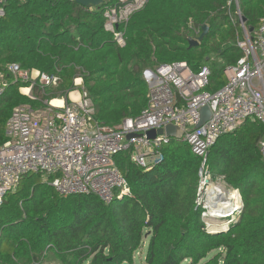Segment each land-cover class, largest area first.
Here are the masks:
<instances>
[{
    "label": "trees",
    "instance_id": "trees-1",
    "mask_svg": "<svg viewBox=\"0 0 264 264\" xmlns=\"http://www.w3.org/2000/svg\"><path fill=\"white\" fill-rule=\"evenodd\" d=\"M103 5L82 7L74 0H7L0 16V144L14 107L41 108L44 99L65 96L80 77L102 124L138 115L147 104L143 72L185 61L193 71L210 68L207 91L225 83L223 69L242 56L237 42L264 18V0H148L114 43L104 27ZM245 18L244 29L239 15ZM192 27H208L197 45ZM245 30V31H244ZM60 78L55 87L34 86L38 98L19 91L9 64ZM262 123L245 120L220 135L205 166L238 189L242 209L227 230L209 234L195 205L202 159L180 139L162 146V159L146 170L129 151L113 156L129 193L108 203L94 194L61 195L52 176H22L0 200V264H133L145 248L143 264H264V162Z\"/></svg>",
    "mask_w": 264,
    "mask_h": 264
},
{
    "label": "built area",
    "instance_id": "built-area-1",
    "mask_svg": "<svg viewBox=\"0 0 264 264\" xmlns=\"http://www.w3.org/2000/svg\"><path fill=\"white\" fill-rule=\"evenodd\" d=\"M6 1L0 0V16ZM147 1L102 0L103 27L116 45L125 44L127 22ZM189 27L193 39L197 38L201 30L192 27L191 21ZM237 46L242 56L223 69L225 83L214 91L205 89L211 74L206 65L193 71L185 61H173L158 65L154 71L144 70L148 85L145 108L115 125L95 120L80 77L74 79L75 88L65 96L44 99V107H14L5 123L6 140L0 144V200L22 176L39 173L44 178L52 176L48 184L61 195L94 194L108 203L117 194L129 193L113 156L129 151L135 163L151 169L162 159L161 148L168 139L163 134L150 139L146 132L173 123L182 128L180 140L202 159L195 205L200 208L204 230L209 234L227 230L242 209L239 190L228 187L223 176L212 173L205 161L216 139L245 120H256L264 126V18L253 30V38L245 31V39ZM7 71L14 80L27 82L19 91L32 100L38 99L32 87H52L60 81L57 74L25 70L14 63ZM5 88L6 80L0 74V96ZM204 105L210 116L197 127ZM128 134L134 136L127 139ZM259 152L264 162V131ZM212 188L216 192L211 193ZM233 191L237 197L230 199ZM221 224L224 228L214 232Z\"/></svg>",
    "mask_w": 264,
    "mask_h": 264
},
{
    "label": "water",
    "instance_id": "water-1",
    "mask_svg": "<svg viewBox=\"0 0 264 264\" xmlns=\"http://www.w3.org/2000/svg\"><path fill=\"white\" fill-rule=\"evenodd\" d=\"M75 3L79 4L82 7H89V6H98L101 4L102 0H74ZM241 23L245 22V18L243 16H240ZM208 27L206 25L202 26L201 33L197 36L195 39H189V46L190 45H197L200 40L204 37V35L207 33ZM249 33L253 32L252 28H249ZM210 116V110L208 106L204 105L200 108V119L197 123V127L203 124ZM182 128L179 126L173 124V123H167L163 127L157 128V129H151L146 132V136L150 139H154L157 134L164 135L167 139L173 138V139H180L182 136ZM134 136V134H128L126 135V138L129 139L130 137Z\"/></svg>",
    "mask_w": 264,
    "mask_h": 264
},
{
    "label": "rangeland",
    "instance_id": "rangeland-1",
    "mask_svg": "<svg viewBox=\"0 0 264 264\" xmlns=\"http://www.w3.org/2000/svg\"><path fill=\"white\" fill-rule=\"evenodd\" d=\"M235 2H236V0H234ZM151 70V69H150ZM152 71V70H151ZM56 86V85H55ZM55 86H53V87H55ZM60 97V96H59ZM41 177H43L42 175H41ZM144 252H145V248H142L140 251H137L136 252V256H135V258H134V263L133 264H143V257H144ZM189 263V259L188 260H186V259H184L182 262H181V264H188Z\"/></svg>",
    "mask_w": 264,
    "mask_h": 264
},
{
    "label": "bare ground",
    "instance_id": "bare-ground-1",
    "mask_svg": "<svg viewBox=\"0 0 264 264\" xmlns=\"http://www.w3.org/2000/svg\"><path fill=\"white\" fill-rule=\"evenodd\" d=\"M213 192H216V191L212 188L211 193H213ZM235 197H237V193L233 191V192H232V195L230 196V199H233V198H235ZM223 228H224V226H223V224H221V225H220V228H215L214 232H215V231H218V230H220V229H223Z\"/></svg>",
    "mask_w": 264,
    "mask_h": 264
},
{
    "label": "clouds",
    "instance_id": "clouds-1",
    "mask_svg": "<svg viewBox=\"0 0 264 264\" xmlns=\"http://www.w3.org/2000/svg\"><path fill=\"white\" fill-rule=\"evenodd\" d=\"M214 234H216V233H214Z\"/></svg>",
    "mask_w": 264,
    "mask_h": 264
}]
</instances>
